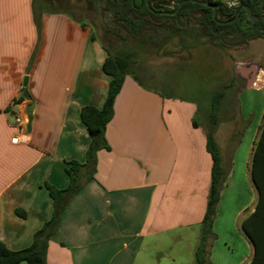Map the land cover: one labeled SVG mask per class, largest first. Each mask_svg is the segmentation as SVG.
Here are the masks:
<instances>
[{"label":"crops","instance_id":"1","mask_svg":"<svg viewBox=\"0 0 264 264\" xmlns=\"http://www.w3.org/2000/svg\"><path fill=\"white\" fill-rule=\"evenodd\" d=\"M0 10V55L11 61L4 71L1 60L5 58H0V240L18 251L33 243L37 231L54 214V201L45 184L66 189V163L86 161L91 136L81 120V110L103 107L111 76L103 70L106 47L98 37L92 42L87 28L63 13L43 14L42 22L69 25L64 41L54 43L57 28L52 29L53 34L46 31L45 48H39L30 70L18 59L15 66V53L1 47V33L8 34L4 40L13 36L11 29L6 30L11 17ZM260 72L264 75L259 67L258 76ZM26 75L29 79L24 87ZM240 78L246 82L239 96L240 119L250 116L241 131L250 141L244 165L250 160L252 165L264 108L244 110V104L249 102L250 92L264 90H252L258 79L249 81L243 72ZM197 112L198 104L193 101L168 99L125 78L105 131L110 149L98 151L94 178L86 182L83 178L82 189L64 210L59 228L50 238L46 264H147L148 252L159 250L166 235L202 224L212 158L206 148V128L190 122ZM16 115L28 119L22 131L14 123ZM14 137L20 143H12ZM222 140L226 148L227 142ZM240 146L225 150L231 163L237 161ZM230 168L214 226L220 222L219 206L227 195L228 179L235 180V168ZM251 183L253 205L246 217L242 212L247 206L241 208L235 220L242 213V222L256 209L259 195L252 176ZM251 246L252 255L243 264L253 258Z\"/></svg>","mask_w":264,"mask_h":264},{"label":"rangeland","instance_id":"2","mask_svg":"<svg viewBox=\"0 0 264 264\" xmlns=\"http://www.w3.org/2000/svg\"><path fill=\"white\" fill-rule=\"evenodd\" d=\"M31 2L0 0L1 9L11 17V22L6 24V30L11 29V35L13 34L12 37L9 35L10 39L4 40L8 34L1 33V47L5 50L10 48L15 53V66L18 59L20 64H26L27 70H30L39 48H45L48 37L46 31L49 30L53 34L52 29L57 28L56 36H53L54 43L64 41L63 37L70 33L67 31L70 29L69 25L49 22L44 25L42 22L43 14L63 13L73 23L84 25L92 36V42L96 43L98 37L110 55L131 56V69L125 78L136 81L139 87L145 90H153L167 96L168 99L193 101L198 104V112L190 121L191 125L196 122L200 129L210 127L207 114L211 99L217 91H224L219 119L225 122L220 123L217 128L219 132L216 131L215 137L226 168V178H230L232 165L235 168V180L228 179L230 181L226 189L227 195L224 194L219 206V211H222L220 222L216 226L213 224V236H206L205 264L246 262L252 255V246L242 230L241 216L242 213L247 216L255 196L248 187V182L252 185L251 160L244 165L250 141L248 135L246 138L243 136L242 130L250 116L244 117L245 120L240 119L239 96L246 83L241 80L240 74L245 73L249 81L258 79L256 86L252 88L253 91L259 87L264 90V75L260 72L258 76L259 67L264 72V38L240 44L229 39L213 42L209 37L202 35L196 20L190 19L187 28L172 38L166 37L170 34L168 31L155 28L147 31L143 39L136 40L113 23L111 14L103 9L98 0H33L32 11ZM0 13L2 14L1 10ZM0 58L5 57L1 54ZM39 58L41 59V55ZM1 62L6 66L4 71H8L11 61L5 58ZM25 78L29 79V76L26 75L23 81ZM249 95L250 100L244 104V110L264 108V92H250ZM181 123L184 127L183 119ZM222 137L227 142L226 148ZM240 143L237 161L232 157L231 163L227 152L232 145L239 146ZM236 149L237 147L234 151ZM245 207L235 220L236 213ZM202 235V224L169 233L161 239L163 241L159 250L148 252L145 261L147 264H195L196 251L202 242Z\"/></svg>","mask_w":264,"mask_h":264},{"label":"trees","instance_id":"3","mask_svg":"<svg viewBox=\"0 0 264 264\" xmlns=\"http://www.w3.org/2000/svg\"><path fill=\"white\" fill-rule=\"evenodd\" d=\"M98 1L101 2L103 9L111 14L113 23L124 29L128 35H131L136 40L143 39L147 31L155 30V28H162L168 31L170 34L166 37L172 38L187 28L190 19H195L202 35L209 37L213 42L229 39V41L240 44L264 38V19L257 20L253 24H243V18L246 16L245 11L242 12L238 21L232 24H221L214 18L213 8L193 1H186L180 10L173 15L152 11L147 0ZM183 1L176 0L175 9ZM204 1L216 4L218 12L222 16L230 14L234 17L236 14V11L227 9L221 0ZM244 5L248 6L254 15H264V0H242L241 6ZM166 10L174 11V9L168 8ZM131 63V56L129 55L112 56L108 52V57L103 64L104 72L111 76L106 101L102 108L85 106L81 110V120L91 136L86 161L84 163L77 161L66 163V173L69 176V185L66 189H58L53 185L45 184L54 201L55 210L51 220L37 231L33 243L26 249L11 250L0 240V264H21L22 262L27 264H46L48 244L50 238L59 228L64 210L72 198L82 189L83 178L85 182L94 178L98 151L110 149L105 138V131L114 116L115 101L123 87L126 75L130 72ZM136 80L138 79L136 78ZM223 96V90L214 94L207 114V117L210 118V127L206 129V148L212 158V171L206 211L202 220V242L196 251L195 264H205L206 262V257L204 256L206 236H213L212 227L216 209L226 179L222 155L215 138V133L221 123L219 110H221ZM23 98L21 97L17 100V103L22 101ZM193 124L198 126L196 122ZM251 176L258 190L259 197L255 211L242 221L241 226L254 248L253 258L248 264H264V121L253 151ZM18 214L21 215L20 211H18Z\"/></svg>","mask_w":264,"mask_h":264},{"label":"water","instance_id":"4","mask_svg":"<svg viewBox=\"0 0 264 264\" xmlns=\"http://www.w3.org/2000/svg\"><path fill=\"white\" fill-rule=\"evenodd\" d=\"M152 1L155 2V1H158V0H152ZM187 1H193V2L199 3V4L203 5V6H208V7L213 8V15H214V18H215V19H218V16H219V14H218V12H217L218 6H217L216 4H213V3H210V2H208V1H204V0H187ZM185 2H186V1L182 2V3L177 7V9H176L175 11H173V12H163V13H164V14H167V15H173V14L177 13V12L180 10L181 6H182ZM147 3H148V5H150V3H151L150 0H147ZM172 4H173V0H169L168 2L164 3V6H171ZM156 8H159V7L156 6ZM242 10H245V11H246L247 18H248L249 20H251L252 22H255L256 20H259V19H264V15H263V16H255V15H253L252 12L250 11V8L246 6V7H243L242 9H240V10L237 12V14H236V16H235L234 18H232V19H230V20H228V21H225V22H220V21H218V20H217V21H218V23H222V24H232V23L236 22V21L239 19ZM222 18L225 19L226 16H224V17H222ZM27 83H28V79L25 78V79H24L23 86L26 87V86H27Z\"/></svg>","mask_w":264,"mask_h":264},{"label":"flooded vegetation","instance_id":"5","mask_svg":"<svg viewBox=\"0 0 264 264\" xmlns=\"http://www.w3.org/2000/svg\"><path fill=\"white\" fill-rule=\"evenodd\" d=\"M169 0H158V1H155V2H153L152 0H150V8H151V10L152 11H154V12H159V13H163V12H173V11H168V10H166V8H168V9H174V11L177 9H175V4H176V0H173V6L171 5V6H164V3H166V2H168ZM184 1H187V0H184ZM183 1V2H184ZM241 3H242V0H241ZM181 4V3H180ZM179 4V5H180ZM156 6H158L159 8H156ZM243 7H246V5H244V6H241V4L235 9V10H233V11H236V14H237V12L240 10V9H242ZM248 7V6H247ZM243 11H245V10H242L241 11V14H240V17H241V15H242V12ZM251 11V10H250ZM217 12H218V9H217ZM246 12V11H245ZM252 12V11H251ZM164 14V13H163ZM218 14H219V16H218V21H220V22H225V21H228V20H230V19H232V18H234L235 16H236V14H235V16L234 17H232L230 14L229 15H221V13L220 12H218ZM253 14V13H252ZM254 15V14H253ZM224 16H226V18L225 19H223L222 17H224ZM255 16H258V15H255ZM261 16H263V15H261ZM240 17H239V19H240ZM238 19V20H239ZM237 20V21H238ZM260 20V19H259ZM257 21V20H256ZM255 21V22H256ZM254 22H252L251 20H249L248 18H247V14H246V16H245V18H243V24H253ZM222 24V23H221Z\"/></svg>","mask_w":264,"mask_h":264},{"label":"built area","instance_id":"6","mask_svg":"<svg viewBox=\"0 0 264 264\" xmlns=\"http://www.w3.org/2000/svg\"><path fill=\"white\" fill-rule=\"evenodd\" d=\"M222 2L224 6L229 10H235L241 4V0H226ZM14 123L22 131L23 129L22 127L24 126V124L28 123V119L27 118L23 119L20 115H16ZM12 143L14 144L20 143L19 137H14L12 139Z\"/></svg>","mask_w":264,"mask_h":264}]
</instances>
